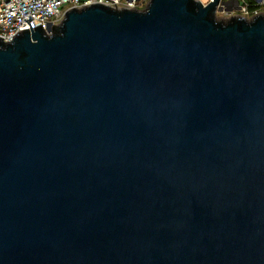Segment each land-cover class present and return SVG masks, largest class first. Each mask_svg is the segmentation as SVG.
Listing matches in <instances>:
<instances>
[{"label": "water", "instance_id": "water-1", "mask_svg": "<svg viewBox=\"0 0 264 264\" xmlns=\"http://www.w3.org/2000/svg\"><path fill=\"white\" fill-rule=\"evenodd\" d=\"M217 3L0 38V264H264V13Z\"/></svg>", "mask_w": 264, "mask_h": 264}, {"label": "built area", "instance_id": "built-area-1", "mask_svg": "<svg viewBox=\"0 0 264 264\" xmlns=\"http://www.w3.org/2000/svg\"><path fill=\"white\" fill-rule=\"evenodd\" d=\"M206 7L213 0H197ZM149 0H0V38L2 42H10L12 37L22 30L32 31L41 26L46 35H51L52 26H57L66 11L75 8L80 10L92 4H101L111 9L125 8L141 11ZM264 13V0H218L214 7V17L227 21L241 18L251 21ZM28 17L31 19L28 21ZM26 19V22L23 20ZM29 25H28V24Z\"/></svg>", "mask_w": 264, "mask_h": 264}, {"label": "rangeland", "instance_id": "rangeland-1", "mask_svg": "<svg viewBox=\"0 0 264 264\" xmlns=\"http://www.w3.org/2000/svg\"><path fill=\"white\" fill-rule=\"evenodd\" d=\"M220 14H217V16L214 17V21H218V23H225L226 21L220 18Z\"/></svg>", "mask_w": 264, "mask_h": 264}]
</instances>
